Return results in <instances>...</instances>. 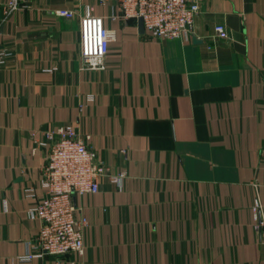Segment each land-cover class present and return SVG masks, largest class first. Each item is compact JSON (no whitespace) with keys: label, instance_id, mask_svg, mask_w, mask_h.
I'll use <instances>...</instances> for the list:
<instances>
[{"label":"crops","instance_id":"crops-1","mask_svg":"<svg viewBox=\"0 0 264 264\" xmlns=\"http://www.w3.org/2000/svg\"><path fill=\"white\" fill-rule=\"evenodd\" d=\"M6 1L0 264H264V0H202L189 37L176 40L113 20L114 3L20 0L6 17ZM87 8L114 34L104 71L83 69ZM68 125L124 177L73 196L88 221L83 257L20 262L40 232L29 210L46 196L47 134Z\"/></svg>","mask_w":264,"mask_h":264},{"label":"built area","instance_id":"built-area-1","mask_svg":"<svg viewBox=\"0 0 264 264\" xmlns=\"http://www.w3.org/2000/svg\"><path fill=\"white\" fill-rule=\"evenodd\" d=\"M202 0H100L101 4L114 3L117 14L113 20H143L145 30L156 39L176 40L188 38L195 19L201 10ZM20 0H7L3 4L6 17L19 10ZM61 17L73 18V11H60ZM81 60L86 71H104L106 57L110 52L114 34L107 29L104 19L92 14L87 8L81 18ZM215 36L229 40L224 25L215 27ZM5 53H0V65L5 62ZM52 141L44 170L43 187L46 196L29 210L32 218L41 223L40 232L31 252L20 262L32 261L45 256L76 254L83 257L86 246L83 231L88 226L86 218L77 219L73 196L97 194L100 180L109 177L120 183L124 174L110 175V169L100 162L87 141L79 136L73 126H62L49 132ZM89 139V138H88ZM260 199L254 202L255 219L259 220ZM59 264V263H58Z\"/></svg>","mask_w":264,"mask_h":264},{"label":"water","instance_id":"water-1","mask_svg":"<svg viewBox=\"0 0 264 264\" xmlns=\"http://www.w3.org/2000/svg\"><path fill=\"white\" fill-rule=\"evenodd\" d=\"M140 26H141V29L144 28L143 20H140Z\"/></svg>","mask_w":264,"mask_h":264}]
</instances>
